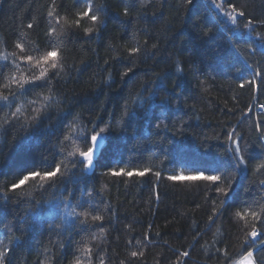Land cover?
<instances>
[{
    "label": "trees",
    "instance_id": "16d2710c",
    "mask_svg": "<svg viewBox=\"0 0 264 264\" xmlns=\"http://www.w3.org/2000/svg\"><path fill=\"white\" fill-rule=\"evenodd\" d=\"M94 3L105 9L104 26L86 36L82 28L91 23L82 21L81 29L62 37L63 71L59 77L49 73L53 92L61 101L48 110L51 119L42 114L38 126L22 127L34 125L30 120L34 106L28 102L37 94L48 95L46 88L19 97L11 109L0 101V238L10 249L5 264H73L77 257L88 264L87 248H91V264H99L100 256L105 264L122 260L126 264H176L178 258L183 264H229L217 248L226 249L233 260L246 250L242 247L244 222L234 219V214L247 205L257 210L264 203V188L259 184L264 175L253 172L264 158V144L255 130L258 122L264 128V109L259 107L264 104V83L262 77L256 78L258 91L245 83L255 69L264 73V55L260 37L249 35L250 29L243 27L248 14L264 19V0H231L246 11L237 26L211 0H193L192 5L184 0ZM125 4L130 6L129 16L123 15ZM216 4L226 7L227 0H216ZM52 6L53 0H0V95H9L3 87L6 79L10 82L13 75L28 72L24 63L19 69L14 67L13 56L20 55L15 44L24 43L25 54L35 55L34 48L47 50L49 27L59 30L47 15ZM82 6L76 0H55V12L61 17L71 19L69 14ZM256 32L264 35V27H257ZM136 42L142 51L129 56L128 49ZM128 67H134L135 75L122 78ZM145 86L157 95L141 106L135 97ZM164 101L170 102V110H160ZM126 103L132 117L124 115ZM16 106H22L19 123L4 132V118ZM65 116L64 123L72 122L71 132L76 134L90 129L92 123L112 125L103 155L98 153V164L82 173L67 158L70 171L53 187L41 190L39 180H29L9 192L25 168H54L75 148L67 145L62 153L58 144L64 136L60 120ZM233 127L255 159L248 161L245 171L228 169L233 189L223 197L228 201L223 214L210 223L212 201L218 196L214 187L202 179L168 180L167 176L195 175L196 169L212 161L227 160L226 133ZM110 168H150L152 172L129 179L106 175ZM156 171L161 172L159 180L153 174ZM65 201L73 206L86 201V207L98 208L105 217L106 237L93 240L92 233L99 231L95 226L82 231L73 222L75 217L66 214ZM146 233L150 243L144 241ZM136 240L146 244L144 256L130 259L131 251L140 250ZM182 251L189 256L181 257ZM262 257L264 253H259L258 258Z\"/></svg>",
    "mask_w": 264,
    "mask_h": 264
},
{
    "label": "snow or ice",
    "instance_id": "6c2138e0",
    "mask_svg": "<svg viewBox=\"0 0 264 264\" xmlns=\"http://www.w3.org/2000/svg\"><path fill=\"white\" fill-rule=\"evenodd\" d=\"M76 2L77 4H82L83 6L75 11V13L69 14L71 16L70 19L69 16L61 17L56 14L55 0H53V6L48 11L47 15L50 18V23L54 21L55 25L59 26V30L55 26H50L48 31L45 33L48 38L46 51L40 52L39 48H34L32 51L36 53L35 55L25 54V44L19 41L15 44V48L19 50L20 55L18 57L15 55L13 56L14 67L19 69L20 63H24L27 66L28 72L27 74L22 72L20 77L13 75L10 82L7 79L5 80L3 87L8 90L9 95H0V101H3V105L11 109L13 103L19 97L25 96L26 93L35 92L38 88H46L48 90V95L41 96L40 94H37L36 99L28 102L34 106L32 111L35 115L30 117V120L34 122V125L25 123L22 125L25 129L32 126H38L41 121L42 114L44 119L50 120L51 116L49 115L48 110L61 103L53 92L52 76H50L49 73L52 72L53 76L59 77L60 73L63 71V35L72 29H81L82 21H88L91 23V26L82 28V31L86 36L98 31L102 26H104L105 22L103 15L105 13V9L103 7H97L94 0H76ZM122 2H124V0H122ZM184 3L192 5L193 0H184ZM211 3L219 13H222L223 16L230 21L233 26H237L238 18L246 17L245 9L243 7H237L235 4L231 3V0H227L226 7L224 4H216V0H211ZM132 6L134 7V3ZM123 15H130V6L128 4H125V7L123 8ZM61 21H63V23H61ZM32 27L33 25L31 23L27 25L28 29H31ZM243 27L245 29H250L249 35L255 33L258 37H260L259 48L261 55H264V35L256 32L257 27H264V19L258 20L248 14L247 22L243 25ZM145 44H147V41H145ZM152 48L158 50V46L156 44H153ZM141 51L142 49L138 42H136V46L128 49L129 56L139 54ZM144 51L146 52V49ZM255 51L256 49H252L253 53H255ZM152 55H155V52H153ZM4 60H8L7 55L4 56ZM2 72L3 69L0 68V74H2ZM130 73L135 75L134 67L126 68L124 73H122V78L124 76H129ZM257 77H262L261 83H264V73H262L259 68L254 70L252 79L245 81V83L254 87V91L259 90V85L257 84L256 79ZM159 79L160 78L157 77V80ZM204 83V81H201L202 85ZM13 85H15V88ZM244 86L245 84L241 83L240 87L243 88ZM144 92L148 93L147 97L143 95ZM156 95L157 93L155 91H149V88L145 86L142 92L137 93L135 99L140 101L141 106H143V104L152 101ZM159 107L161 111H168L170 110V102L164 101ZM259 107L264 109V104H260ZM251 110L252 109L249 108V111ZM21 114L22 106H16L15 111H10L4 118L3 131L7 132L14 128L16 124L19 123ZM69 115H71V113H69ZM124 115H129L130 117L133 116V114L127 109V103L125 104ZM66 118L67 117L65 116L60 120V125L65 131L63 139L58 140V144L61 147L62 153L65 151L67 145L74 144L75 148L72 151H67L65 159L56 163L54 168L49 169L45 167L42 171L38 170L35 166L25 168L23 170L22 178H19L8 187L9 192H16L17 189H19L22 185H25V182L29 180H39L37 188L41 190H47L48 187H53L57 183V180L63 181L64 175L70 171L65 162L67 158H71V164L73 167L80 166L82 173L92 171L95 168L99 162L98 153L103 155L104 148L106 147L108 141V133L112 125L109 123L101 127L96 123L90 122L92 123V127L90 129L85 127L79 132V134H76L71 132L72 122L67 124L64 123ZM156 119H159V117ZM121 120H123V116L121 117ZM155 127L159 129L161 124L157 123ZM164 127L166 128L167 125H164ZM255 130L257 133H260L259 141L261 144H264V128H262L261 123L258 122L256 124ZM178 131H182V129H178ZM226 143V153L228 154L227 160L212 161L208 163L206 167L196 169L195 175L185 176L183 173H179L167 176L168 180L202 179L209 182L210 185L214 187L218 196L216 200L212 201L213 210L212 214L208 218L210 223H214L215 219H218L219 216L223 214L224 205L228 202L226 199H223V197H227L228 192L233 189L234 178L231 176L228 169L233 168L238 171H245L248 166V161L255 159L251 153L247 152L246 142L235 127L231 128V130L226 133ZM81 145H83V147H81ZM150 172H152L150 168H145L143 170H138L136 168H132L130 170L128 168H110L105 174L114 177L123 176L130 179L133 176L144 177L146 173ZM253 172L257 175H264V158H261L255 165ZM153 174L157 180L161 178L160 171H156ZM259 184L261 188H264V179L260 180ZM156 198H159L158 195ZM37 203L39 202L37 201ZM245 203L247 204V202ZM86 204V201L84 203L77 202V204L73 206L70 201H65L64 207L68 209L66 214L68 216L75 217L73 222H78L81 225L82 231H88L93 226L98 228V233H92V239L103 240L107 234V229L103 225L105 217L101 214L98 208H92L91 206L86 207ZM77 208H79L80 211H77ZM249 217L251 219H249ZM234 219L244 222L243 230L245 231V236L242 247H246V250L242 251L239 254L238 259L235 260L230 258L229 252L226 249L217 248L216 251L220 253L225 260H228L229 264H262V259H264V257L258 258V254L264 253V203H261L257 210H253L251 205H247L243 212L237 211L234 214ZM23 222L24 221H21V223ZM50 227H54V225H50ZM128 227L131 228L130 225ZM150 229L151 225H149V231ZM156 235L158 236L159 233H156ZM14 239L18 240L19 238L16 237ZM144 241L149 243L151 242L147 233L144 235ZM144 241L136 240V246L140 250L131 251L129 256L130 259L141 258L144 256L143 248L146 247ZM128 243L131 244L132 241L129 240ZM9 251L10 249L6 245H3V240L0 238V264H5ZM86 254L89 257L88 264H91V248L86 249ZM179 255L181 257H188L189 252L182 251ZM73 264H84V261L77 257ZM99 264H105L103 256L99 257ZM120 264H126V261L122 260L120 261ZM176 264H183V262L178 258Z\"/></svg>",
    "mask_w": 264,
    "mask_h": 264
},
{
    "label": "bare ground",
    "instance_id": "6f19581e",
    "mask_svg": "<svg viewBox=\"0 0 264 264\" xmlns=\"http://www.w3.org/2000/svg\"><path fill=\"white\" fill-rule=\"evenodd\" d=\"M89 172H91V171H89Z\"/></svg>",
    "mask_w": 264,
    "mask_h": 264
}]
</instances>
